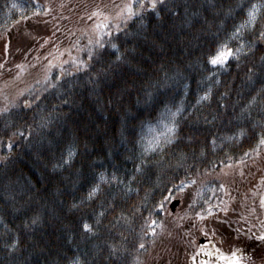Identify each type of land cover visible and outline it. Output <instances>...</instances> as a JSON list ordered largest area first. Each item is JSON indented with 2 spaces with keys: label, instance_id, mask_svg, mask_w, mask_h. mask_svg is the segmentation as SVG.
Wrapping results in <instances>:
<instances>
[{
  "label": "trees",
  "instance_id": "obj_1",
  "mask_svg": "<svg viewBox=\"0 0 264 264\" xmlns=\"http://www.w3.org/2000/svg\"><path fill=\"white\" fill-rule=\"evenodd\" d=\"M138 1L0 0V264H148L211 213L255 234L264 0ZM228 170L249 171L230 203ZM188 183L213 205L169 216Z\"/></svg>",
  "mask_w": 264,
  "mask_h": 264
},
{
  "label": "flooded vegetation",
  "instance_id": "obj_2",
  "mask_svg": "<svg viewBox=\"0 0 264 264\" xmlns=\"http://www.w3.org/2000/svg\"><path fill=\"white\" fill-rule=\"evenodd\" d=\"M20 24H16L11 29L14 36L16 29L17 33L20 34L18 36L23 34L24 27ZM17 38L14 40L15 42H17ZM257 162L260 166L257 174L253 176V179H249L245 188L244 183L241 186L246 191L254 190L253 197H249L248 193L242 195L247 198L248 208L254 211V225L256 226L254 235L244 238V240L238 239L235 235L231 237L225 233L231 230V219L224 217V215L221 217L222 214L211 213L210 218L208 217L207 221L205 220L207 228L203 229L200 222L195 221L192 224L193 230L187 228L181 230L182 232L178 230L167 235L161 241L163 244L160 246L166 253L165 257L152 256L148 264H264V167L261 170V167L264 166V160L260 157ZM248 174L247 170L243 175H240L237 171L236 176L232 178V181H236L233 182V189L229 186L223 189V200L226 203H230L234 195L240 194V192H237L238 182L240 185L241 181L247 180L246 175ZM182 193L176 192L172 195L171 201L178 200V206L174 214L179 211L184 216V210H187L199 198L198 186L194 185L192 190L188 191L189 194L185 196ZM209 197H212V195ZM227 215H230V213L227 212ZM214 222L222 223L225 228H228V231L221 235L215 234L214 230L209 228L211 223L214 224ZM183 224H186L184 220Z\"/></svg>",
  "mask_w": 264,
  "mask_h": 264
},
{
  "label": "rangeland",
  "instance_id": "obj_3",
  "mask_svg": "<svg viewBox=\"0 0 264 264\" xmlns=\"http://www.w3.org/2000/svg\"><path fill=\"white\" fill-rule=\"evenodd\" d=\"M137 5L138 4L132 5L131 1L125 3V5L122 6V8H120V9L117 10L118 12H115V14H113V17H112L111 20L116 23L117 20H119L122 17H125V15L127 14V12L130 11V6H133V8H134ZM256 13L257 12L254 11L253 14H252V16L255 17L256 16ZM26 34L28 35L29 33L26 32ZM240 51H241L240 49H238L237 51H231V50L227 49V47H222L220 49V51L218 52V54L213 58L212 62L215 65L223 64L224 61L226 63L229 58H235L240 53ZM261 149L262 150L264 149V137H263V140H262V143H261V148L258 149V150L262 151ZM262 159L264 160V157ZM253 165H255V164L248 165V169L250 170V167H253ZM246 167H247V164H246ZM263 167L264 166H262L261 168H263ZM259 168H260V166H259ZM235 176H236V172H234L233 170L232 171H229L228 170V171H226V174L224 172V173H221L218 176H216V179L218 180V182L220 183V187L222 188V191L221 192H223V189L225 187H227V186H229V187H231L233 189V182H236V181H232V178H234ZM196 184L198 185L199 183H196ZM194 185H195V183H188L187 185H184L183 190H181L182 189L181 188L180 189L181 191L179 190V192H181V193L183 192L182 195L185 196L186 194H189L188 191L189 190H192V188H193ZM207 190H210V188L204 187V189L201 190V187L198 185V196H199V198H204L203 203H205V205L212 206L213 203H214V200H215L214 197H213V194H212V197H209V198H206L203 195V194L206 193ZM237 190H238L237 192H240L241 193V191L239 190V187H237ZM212 192H213V190H212ZM243 192H246V190H243ZM237 195H239V194H236L233 197H235ZM167 214L169 216H173V215L174 216H178V217H181L182 216V214L179 211L176 214L172 213L171 211H168ZM153 256L154 257H157L158 255H153ZM159 258H161V257L159 256Z\"/></svg>",
  "mask_w": 264,
  "mask_h": 264
},
{
  "label": "water",
  "instance_id": "obj_4",
  "mask_svg": "<svg viewBox=\"0 0 264 264\" xmlns=\"http://www.w3.org/2000/svg\"><path fill=\"white\" fill-rule=\"evenodd\" d=\"M177 205V201H174L172 204H171V208H173L174 206Z\"/></svg>",
  "mask_w": 264,
  "mask_h": 264
}]
</instances>
